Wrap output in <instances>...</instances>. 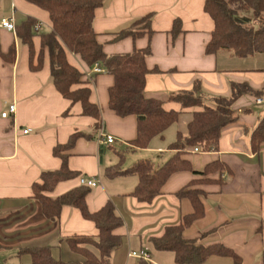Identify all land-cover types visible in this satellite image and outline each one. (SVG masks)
<instances>
[{
	"label": "crops",
	"instance_id": "crops-1",
	"mask_svg": "<svg viewBox=\"0 0 264 264\" xmlns=\"http://www.w3.org/2000/svg\"><path fill=\"white\" fill-rule=\"evenodd\" d=\"M203 2L104 0L95 11L93 28L104 52L125 53L149 45L151 54L147 65L157 67L160 72L146 75L144 93L161 99L165 109L180 111L177 121L163 136L154 137L143 149L128 148L136 135L135 116L119 117L108 106L107 90L113 84L111 75L103 71L89 76L90 100L98 103L102 116V124L95 130V119L83 116L80 103L71 104L53 85L48 53L44 52L42 68L31 70L28 46L15 30L0 27V264L28 263L27 253L19 254V250L45 245L51 247L54 258L79 260L66 249L68 245L63 238L97 233L94 223L72 206H63L56 221L47 220L39 202L31 197V185L39 179L41 171L60 167L61 160L53 155V146L64 143L75 131L91 136L79 138L70 151L68 165L78 175L58 182L49 195L58 196L80 185L81 176L95 177L99 185L91 187L93 191L86 196L88 209L95 211L110 200L123 220V225L116 230L122 236V244L112 252L110 264H140L141 258L128 256L130 250L145 251L148 258L144 260L151 264H177L173 252L155 249L151 238L162 235L166 226L178 224L183 215L192 212L190 201L175 193L193 175L187 171L173 173L153 201L140 202L129 195L137 184L136 176L109 178L105 174L107 166L117 163L112 158L107 160L104 147L111 144L98 143L97 132L102 128L119 143L128 145L126 148L133 155L127 163L124 155L122 168L150 156L155 157L152 160L155 165H161L173 153L169 148L174 141L172 134L187 135V124L194 110L215 106L214 100L218 97H229L233 83H246L253 89L264 86V53L237 57L222 50L212 55L204 52L213 22L203 11ZM148 13L153 15L152 35L117 38L118 32ZM10 16L14 28L28 16L38 21L32 38L35 61L40 29L50 30L48 12L26 0H0V21ZM175 20L180 21L182 31L173 38L170 31ZM12 46L14 54L8 55ZM68 60L85 73L90 70L71 54ZM195 80H200L203 103L182 108L170 97L191 90ZM262 97L244 94L235 100L236 119L221 129L217 151L197 150L186 155L196 170L219 159L228 165L230 172H221L222 183L198 185L205 214L185 230L184 237L204 244L222 242L241 256L242 264H264V143L258 153H253L250 146V134L264 114V110L254 114L251 106L252 102L262 105ZM11 103L15 104V112L2 117L1 113ZM23 129L28 132L23 133ZM167 134H171L169 138ZM150 248L154 251L150 252ZM201 264H233V260L212 255Z\"/></svg>",
	"mask_w": 264,
	"mask_h": 264
},
{
	"label": "trees",
	"instance_id": "trees-1",
	"mask_svg": "<svg viewBox=\"0 0 264 264\" xmlns=\"http://www.w3.org/2000/svg\"><path fill=\"white\" fill-rule=\"evenodd\" d=\"M26 1L46 10L51 22L50 30L37 33L40 46L35 61L32 38L36 35L34 27L38 21L28 16L19 27H15L17 36L29 48L30 69L37 71L42 68L46 51L53 85L71 104L80 103L83 116L95 119V130L101 126L102 116L98 103L90 100V78L85 71L69 62L68 54L77 57L87 70L98 64L113 77V84L107 90L110 110L119 117L133 115L136 118V135L129 141V149L147 148L154 137L163 136L164 131L177 121L180 111L167 110L161 99L148 97L144 93L146 75L160 72L157 67L149 68L147 65V57L151 54L149 45L125 53L104 52L103 44L97 39L93 28L95 11L102 6L104 0ZM202 8L213 22L210 37L204 46L206 54H216L221 50L237 57L264 53V0H204ZM152 17L148 13L137 19L130 27L118 32L117 38L130 36L135 39L152 35ZM181 31L180 21L175 20L170 31L172 37H176ZM9 54H14L13 46ZM96 74L98 73H94ZM244 94L260 98L264 96V86L253 89L246 83H233L229 97H218L214 100L215 106L194 110L187 124V135L177 133L176 139L169 145L173 153L161 165L142 158L129 167L122 168L124 151H116L119 157L117 164L105 168V174L109 178L119 175L136 176L137 184L129 195L145 203H150L160 194L173 173L187 171L193 175L175 193L177 197L190 201L192 212L183 215L178 224L166 226L162 235L151 238L155 249L173 252L177 264H201L212 255L227 256L232 258L233 264H242L241 256L232 247L217 241L200 243L195 239L185 238L184 232L205 214L202 190L198 185L222 183L221 172H230L228 165L219 159L196 170L186 155L195 148L200 152L217 151L221 129L236 119L233 103ZM170 98L182 108L201 105L204 98L200 80L194 81L191 90L174 94ZM81 137L91 136L83 131H75L64 143L53 146L52 153L61 160L60 167L41 171L39 179L31 185V197L39 202L41 212L47 220L56 221L63 206H72L80 211L83 218L94 223L97 233L72 234L63 238L69 249L81 256V260L54 258L51 247L45 245L19 250V254L27 253L30 256L28 264H110L112 252L122 244V236L116 230L123 225V220L112 201L108 200L99 209L90 211L86 196L91 188L81 184L58 196L49 195L58 182L77 177L78 172L69 168L68 158ZM263 143L264 114L250 134L252 152L258 153ZM140 264L151 263L141 258Z\"/></svg>",
	"mask_w": 264,
	"mask_h": 264
},
{
	"label": "built area",
	"instance_id": "built-area-1",
	"mask_svg": "<svg viewBox=\"0 0 264 264\" xmlns=\"http://www.w3.org/2000/svg\"><path fill=\"white\" fill-rule=\"evenodd\" d=\"M0 27H3L9 31L14 32L15 28H14V23H13L12 17L10 16V17H6V18L1 19ZM37 29H38V24L35 25L34 31H37ZM103 71H104L103 68H101L98 64H95L86 73V75L89 77L93 73H100ZM258 102H261V99H258ZM15 108H16L15 104L11 103L9 105L8 109L1 113V116L7 117L8 115L13 114L15 112ZM27 132H28V129H23V133H27ZM97 140H98V143H100V144H113L117 141L115 136H113L112 134L105 133L102 130V128L99 131V136H98ZM197 150H198L197 148L194 149V151H197ZM79 181H80L81 185H85V186H88L90 188L96 186L99 182L98 179H96L95 177H85V176H81L79 178ZM128 256L129 257L143 258V259L148 258L147 253L143 250H140V251L130 250L128 252Z\"/></svg>",
	"mask_w": 264,
	"mask_h": 264
},
{
	"label": "rangeland",
	"instance_id": "rangeland-1",
	"mask_svg": "<svg viewBox=\"0 0 264 264\" xmlns=\"http://www.w3.org/2000/svg\"><path fill=\"white\" fill-rule=\"evenodd\" d=\"M254 25H256V23H254ZM44 31V28L42 27L41 29H40V32H43ZM184 92V91H183ZM263 98V104L262 105H254V103L252 102V109H253V113L254 114H261L262 113V111L264 110V97H262ZM99 133V131L97 132V134ZM170 133V132H169ZM169 135H171V134H167V137L169 138ZM159 137V136H158ZM172 137H173V139L172 140H175L176 139V136L175 135H173L172 134ZM155 139H157V137H155ZM154 139V140H155ZM117 142V143H116ZM115 143L116 144H111L110 146L111 147H104V149H105V151H106V153H107V160H109V158H112V160L114 161V163H117L118 162V156H117V153L114 151V149L115 150H120V151H124V155H125V161H126V163L130 160V158H131V156L133 155V153L131 152V151H129V150H127V146L128 145H126L125 143H119L118 141H116ZM172 154V153H171ZM170 154V155H171ZM154 155H157V154H154ZM170 155H168L167 156V158H169V156ZM143 158H147V159H150V160H154L155 159V157H153V156H150V157H143ZM153 158V159H152ZM109 162V161H108ZM124 164V163H123ZM125 167V166H124ZM85 177H88V176H85ZM97 185H99V183L97 184ZM91 191H93V188H91ZM64 244L66 245V242H64ZM152 245V244H151ZM68 246H66V249H69V248H67ZM154 251V249L153 248H150L149 249V251L151 252V251ZM68 251H70V249L68 250ZM139 251V250H138ZM71 252V251H70ZM72 253V252H71ZM63 254V253H62ZM74 255H77L78 256V259L79 260H81V256L80 255H78V254H76V253H74ZM28 258H29V262H30V256L27 254L26 255ZM63 256H65V255H63ZM64 258H66V259H62V260H65V261H70V259H67V258H69V257H64ZM72 260V259H71ZM74 260V259H73ZM76 260V259H75ZM28 262V263H29ZM28 263H25V264H28Z\"/></svg>",
	"mask_w": 264,
	"mask_h": 264
}]
</instances>
